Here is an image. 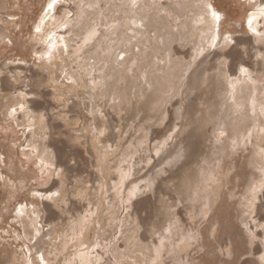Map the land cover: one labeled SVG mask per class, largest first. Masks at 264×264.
I'll return each mask as SVG.
<instances>
[{
  "label": "rangeland",
  "instance_id": "1",
  "mask_svg": "<svg viewBox=\"0 0 264 264\" xmlns=\"http://www.w3.org/2000/svg\"><path fill=\"white\" fill-rule=\"evenodd\" d=\"M237 1L0 0V79L10 76V84L14 86L16 84V88H20L17 91V97L26 98L27 101L35 95H24L21 91V88L31 91V87H27L26 75L19 74L21 79L17 81L10 72L11 68L14 69L19 63L25 65L24 62H29L34 65L31 68L35 67L34 73L37 74L38 70L42 73L38 65L45 63L53 67L54 71L51 74L55 77V80H52L49 73L48 78L43 81V75L40 79L38 74L39 78H36L37 75L33 73L35 78H32V85L39 81L36 89L40 86V90H44L50 96L37 98L41 102L37 109L38 113L31 114L28 120L34 123L35 120L42 119V126L48 125L49 136L34 127L30 126L26 129L23 124L18 125L19 115L24 117L25 112L17 103H12L7 111L4 105L6 100L12 98V94L4 93L3 84L0 82V264H14L15 259L18 260V264H42L48 259H53L52 264H65L67 257L71 258L73 255V257L78 255L75 261L76 264H81L80 252L93 250L92 247L97 249L105 243L104 240H98L99 234H103L100 229L105 225L111 230L116 228V231H111L113 235L111 247L108 246V249L107 245H104L107 252L111 250L109 252L111 255L108 253L105 257L107 260H104L102 264H121L122 262L123 264L137 262L146 264V258L142 256L144 252L147 254L144 248L136 249L132 245L133 251H129L127 256L122 255L125 253V242L119 239L125 222L135 223V231H133L135 234L131 232L133 239L129 240L128 244L135 239L141 241L145 231L142 222L147 223V227L149 223H154L146 235L148 243L154 249L152 259L148 260L150 264H223L224 261L228 264H252L251 262L264 264V214L258 216V206L264 203V199L261 198L264 192V151L260 148L264 147V108L258 105L259 103L264 105V88L258 94L254 91L252 98L250 97L251 100L247 103L251 115H255L253 110L255 106L261 113L256 121H250V123L240 121L244 120L245 111H247L244 105L241 106L243 102L232 108L231 111L235 112L232 115L234 118L231 116L233 124L241 122V129L234 133L230 131L229 120H226L225 116L229 110L226 111L227 107L223 106L222 112H218L214 103L227 98L228 104L234 105L238 90L244 83L250 82L252 87L258 84L251 82L252 80L247 77L249 75L242 74L239 69L241 80L234 85L230 84L234 78H230L226 83L223 80L218 82L228 84V93L226 97L218 96L216 99V97L213 98L210 82L212 75L218 72L215 70L218 67L208 70L211 67L208 63L217 52H221L220 35L222 41L227 37V45H224L226 52H230L235 46L229 37L259 35L257 31L255 33L252 30L250 16L256 7L260 9L259 11L261 9L264 11V4H260L261 0H255L252 3L245 0H240L242 3ZM202 2L209 3L204 9L206 13H203L202 17L199 16L200 18L197 17L200 20L205 17L204 23L201 24L203 28H199L196 32L200 33L199 37L195 33L192 35L190 33L189 38H186L183 26L195 18L197 11H201L199 9L200 7L202 9L204 5ZM70 3L76 7L74 13L67 11L66 15L61 14L63 16L61 21H55L58 10L60 11L63 6H65L64 10L66 7L70 8ZM252 4L256 7L253 8ZM175 10L184 16L178 15ZM89 11L93 14L92 16L88 15ZM173 15L177 16L179 26L177 22L171 20ZM261 15L263 16L259 17V21L263 20L264 12ZM215 17V22L212 23L216 25L214 27L216 35L213 36L209 33V27L213 24L208 22L214 21ZM236 18H241V21H237ZM142 19L145 22H142ZM83 20H86L84 24ZM44 21L46 22L43 23ZM150 25L154 27L151 28ZM42 26L43 30H40ZM258 27L262 29L264 25L258 24ZM68 29L72 33L65 35L66 40L58 39V34L65 31L67 33ZM174 35L178 37L175 38ZM206 36H208L207 40H203ZM198 38L199 42H197ZM204 47L209 51L205 52ZM36 49H44V54L41 55ZM175 50L180 51L181 55ZM240 50V48L236 49V52ZM50 53L53 57H50ZM174 60L177 66L174 65ZM245 60L247 61L248 58L245 57ZM224 67L229 68L227 65ZM256 68L259 70L261 66L258 65ZM30 72L28 73L33 75ZM73 76L75 80L72 79ZM220 90L222 91V88ZM199 95L202 97H197ZM257 95L259 102L255 99ZM89 97L91 102L87 100ZM182 97L185 101L183 104H181ZM150 99H153L151 104ZM71 106L72 111L69 112ZM145 106L148 108L146 109ZM142 107L146 112H143ZM64 108L68 112L65 113ZM60 111H63L61 117L53 115ZM107 113L110 114L104 115ZM93 115H96L98 119L94 120ZM100 117L111 123L113 134L119 133V136L117 135L114 139H110L108 134H106L107 137L102 136L106 142L118 140L116 144H121L120 151L113 152L109 157L91 135L97 128ZM9 118H15L14 122ZM50 119L53 120L51 123L61 126L55 131L62 130L73 134L75 128L82 130L84 127L87 130L85 146H82L83 148L75 146L71 141L67 142L69 138L66 137L67 140L64 137L67 141L62 145L63 152L59 158L52 156L50 160H45L47 155L38 153V148L39 143L45 145L46 139L50 138ZM118 121H120L119 124ZM111 130H109L110 134ZM256 132L259 134L256 135ZM236 134L240 139L236 138ZM220 135L221 140H218ZM253 137H256L258 141L255 145L258 148V157L263 156L262 161L254 165L257 166L256 170L248 169L251 173L247 180H237L238 187H234L232 183L233 175L237 172L235 169L222 191L224 164L227 165L225 171L232 166L229 165L231 159L224 157L229 153L231 146L235 145L237 150L240 147L246 148L245 143L252 146ZM191 141L199 142L200 149L196 153L200 152L195 158L187 157L186 159V146H189ZM118 162L121 168L128 166L124 174L119 175L114 172L115 164ZM240 164L242 166L243 162ZM182 166H186L185 169L181 170ZM253 174H256L255 177ZM177 175H179L178 178H176ZM171 176L175 177L171 180ZM117 179L123 181L122 191L114 195L116 191L114 184ZM215 186L220 187L217 189ZM216 189L225 193L223 200L222 194L219 192L221 195H218ZM107 190L109 193L106 195ZM248 191L249 196L251 195L249 202L242 199V196L248 195L246 193ZM52 195L56 197L53 204L59 207H56L58 215L55 222L50 224L52 221L47 219L48 213L43 208V200L46 201ZM102 196L105 200L104 205L100 207ZM109 196L114 199V205L109 208L110 210L106 200ZM236 196L245 203V206L241 205L244 216L241 220L237 218V222L233 218L235 222H226L227 226L219 227L220 213L215 218L217 214L214 211L225 212L224 203L228 201L230 207ZM69 200L78 204L77 211L69 212L68 208H63ZM251 201L256 204L255 210L249 208ZM211 217L212 220L209 223ZM47 221L50 223H46ZM200 221L205 223L202 227L199 224ZM32 222L40 230H44L43 234H47L46 239L41 240L36 248L33 245L35 236L31 230ZM75 223H79V226L87 223L88 229H84L76 242L75 238L78 236L69 235L70 242L66 248V243H63V237H65L63 231L69 230L71 234V226ZM213 225H217L215 237L212 236ZM251 226L254 227L253 230ZM224 227L231 228L230 231H238L242 236L238 235L236 238L229 229ZM54 229H57L59 233L57 240L55 235H52ZM201 232L208 235L207 250L211 253L206 259L199 258L205 254V251H196V248L204 242ZM106 236H108L107 233ZM245 242L248 248L242 251ZM56 247L61 249L58 256L54 254L57 251ZM116 249L119 250L117 254ZM236 249L240 250L237 252ZM51 250H54L52 253L54 257L50 254ZM194 257L197 258L195 261H193Z\"/></svg>",
  "mask_w": 264,
  "mask_h": 264
},
{
  "label": "bare ground",
  "instance_id": "2",
  "mask_svg": "<svg viewBox=\"0 0 264 264\" xmlns=\"http://www.w3.org/2000/svg\"><path fill=\"white\" fill-rule=\"evenodd\" d=\"M99 1V0H98ZM133 1V0H132ZM173 1V0H172ZM195 1V0H194ZM200 1H202V0H200ZM204 1V0H203ZM207 1V0H206ZM246 2H250V3H252V2H254L255 0H245ZM93 3V5H94V1H92ZM96 2H97V0H96ZM209 2V1H208ZM236 2V1H235ZM99 3H101V2H99ZM99 3H96V5L98 4V5H100ZM147 3V2H146ZM203 3V2H202ZM210 3V2H209ZM209 3L208 4H204V5H202V9H201V7H200V9L199 10H201L200 12H198L197 11V13L195 14V18L193 19H191V22L189 23V24H187V25H184L183 27V30H184V36L187 38L188 36H189V34L191 33V35H192V33H195V34H197V36H198V34H200V33H196V32H198L199 30V28H203L202 26H201V24L202 23H204V20H205V17H203V18H201L202 20H200V19H198L197 17H202V14L203 13H206V10H204L205 8H207V5H209ZM234 3V2H233ZM237 3H242L240 0H238L237 1ZM172 4V3H171ZM193 4V3H192ZM260 4H264V0H261V3ZM70 8H67L66 7V9L64 10V8H65V6H63V8L59 11L58 10V13H57V18L55 19V21H61L62 19H63V16L61 15V14H65L66 15V13H68V12H73L74 13V10H75V5L73 6L71 3H70ZM88 5V4H87ZM187 5V4H186ZM191 5V4H190ZM90 6V5H89ZM127 6V5H126ZM133 6V5H132ZM169 6V5H168ZM242 6V5H241ZM252 6H253V8L254 7H256L254 4H252ZM94 7V6H93ZM101 7H102V5H101ZM113 7V6H112ZM186 7V6H185ZM194 7V6H193ZM199 7V6H198ZM261 7V6H260ZM187 8V7H186ZM252 8V7H251ZM68 9H70V10H68ZM81 9V8H80ZM94 9V8H93ZM95 9H97L96 8V6H95ZM99 9V8H98ZM210 9V8H209ZM264 9V8H263ZM188 10V9H187ZM202 10H204V11H202ZM208 10V9H207ZM260 10V9H259ZM258 9H257V7L254 9V11H253V13H252V15L250 16L251 17V19H250V24L252 25V27H253V32H255L256 33V31L259 33V35L258 34H256L255 36L253 35V36H250V37H247V36H232V37H229L231 40H232V42H234V47L231 49V51L229 52H226V47H224V45H227V37H225V39L222 41V38H221V35H220V46H219V49L221 50V52H217L216 54H215V56L213 57V59H212V61L211 62H209L208 63V65L210 64V66L212 67H210V68H208V70L209 71H211V70H213V67H218L217 69H215V70H217L218 72H216V73H214L213 75H212V78H211V85H210V89H211V91H212V93H213V98L214 97H216V99H217V97L218 96H220V97H226V95H227V93H228V84H226V85H224L223 83L222 84H219L218 82H220L221 80H223V82L224 83H226L227 82V80H230V78H234V79H232V81L230 82V84L231 85H234L237 81H240L241 80V76H240V74H239V69H240V71L242 72V74H245V75H249V76H247L249 79H251L252 81L251 82H254V83H256V84H258L257 86H255V87H252L249 83H244L241 87H240V89L238 90V96H237V99H236V102H235V104L234 105H229L228 104V102L226 101V99L225 100H222L221 102H216V103H214V106H216V108H217V111L218 112H222V109H221V107H223V106H225V107H227V110L226 111H228L229 110V112L227 113L226 112V114H225V116H226V120H229V124H228V126L230 127V131H233L234 133H237L238 131H239V129H241V122H239L238 120H237V122H239V123H236V125L235 124H233V116L232 115H234V113L231 111L232 110V108L233 107H235V105L236 104H240V103H242L243 102V104L241 105V106H245L246 108H247V111H245V115H246V117L245 118H243L244 120H240L239 118V120L240 121H249V123H250V121H256V119L257 118H259L258 116H260L259 114H261L259 111H257V107L255 106L254 107V112H255V115L253 116V115H251V112H249V110H248V108H249V106L247 105V103H248V101L249 100H251L250 99V97L252 98V94H253V92L254 91H256L257 92V94L262 90V88H264V86L263 87H261V85H264V33H262L263 32V30H264V27L262 28V29H259V27H258V24L259 25H261V24H263L264 25V18H263V20H261V21H259V17L260 16H263V15H261L262 14V12H264L262 9H261V11H259ZM68 11V12H67ZM86 11H87V9H86ZM85 11V12H86ZM96 11V10H95ZM211 11V10H210ZM220 11V10H219ZM233 11V10H232ZM175 12L178 14V15H181V16H184V15H182V14H180L177 10H175ZM182 12V11H181ZM193 12H194V10H193ZM252 12V11H251ZM211 13V12H210ZM215 13V12H214ZM217 14L219 13V12H216ZM250 13V12H249ZM87 14V13H86ZM185 14V13H184ZM216 14V15H217ZM232 14V13H231ZM88 15L89 16H92L93 14L91 13V11H89L88 12ZM172 15V14H171ZM194 15V14H193ZM211 15V14H210ZM213 15V14H212ZM86 16V15H85ZM147 16V15H146ZM145 16V17H146ZM87 17V16H86ZM161 17H163V16H161ZM180 17V16H179ZM199 17V18H200ZM218 17V16H217ZM238 17V16H237ZM150 18V17H149ZM149 18H147L148 20H149ZM154 18V17H153ZM243 18V17H242ZM247 18V17H246ZM245 18V19H246ZM84 19V18H83ZM146 19V18H145ZM151 19V18H150ZM156 19L157 20H160V19H158L157 17H156ZM215 19H216V17L213 19L214 21H209L208 23L209 24H213L212 22H215ZM237 19V21H241V18H236ZM139 20V19H138ZM147 20V21H148ZM152 20V19H151ZM172 21L174 20L175 21V23L177 22V26H179V23H178V18H177V16H174L173 15V17H172V19H171ZM246 20H248V18L246 19ZM254 20V21H253ZM81 21V20H80ZM46 21H44L43 23H45ZM86 22V20L84 21L83 20V24ZM142 22H145L143 19H142ZM150 22V21H149ZM148 22V23H149ZM147 23V22H146ZM152 23V22H151ZM174 23V24H175ZM184 23V22H183ZM246 23V22H245ZM81 24V23H80ZM150 24V23H149ZM156 24H158V23H156ZM185 24V23H184ZM208 24V25H209ZM216 24V23H215ZM247 24H248V22H247ZM143 25H145V24H143ZM239 25V24H238ZM243 26H244V24H242ZM46 26V25H45ZM45 26H44V28H45ZM151 26V25H150ZM153 26V25H152ZM152 26H151V28H152ZM157 26H159V25H157ZM157 26H156V28H157ZM164 26V25H163ZM167 25H165V27H166ZM171 26V25H170ZM175 26H176V24H175ZM216 25H214L213 24V26L212 27H209V29H210V32L209 33H211L213 36H214V34L216 35V33H214V27H215ZM242 26V27H243ZM72 27V26H71ZM149 27V26H148ZM154 27V26H153ZM162 27V26H161ZM78 28V27H77ZM172 28V27H171ZM170 28V29H171ZM208 28V26L206 27V28H204L205 30ZM218 29V28H217ZM216 29V30H217ZM40 30H43V26L40 28ZM198 30V31H197ZM215 30V31H216ZM255 30V31H254ZM170 31V30H169ZM66 32V31H65ZM62 33V34H58V39H61L62 38V40H66V38H65V35H67V34H70V33H72V32H70L69 31V29H68V31H67V33ZM69 32V33H68ZM244 32V31H243ZM61 33V32H60ZM171 33V32H170ZM244 33H246V32H244ZM234 34V33H233ZM169 35V34H168ZM171 35V34H170ZM127 36V35H126ZM175 36V35H174ZM177 37H178V35H176ZM176 36H175V38H176ZM197 36L195 37V38H197ZM129 37V36H128ZM171 37V36H170ZM194 37V36H193ZM199 37V36H198ZM224 37V36H223ZM189 38V37H188ZM195 38H194V40H195ZM207 38H208V36H206L203 40H207ZM210 38V37H209ZM229 38H228V40H229ZM129 39L131 40V38L129 37ZM170 39V38H169ZM172 39H174V38H172ZM211 39H212V37H211ZM127 40H128V38H127ZM145 40V39H144ZM143 40V41H144ZM177 40V39H176ZM51 41V40H50ZM169 41H171V40H169ZM173 41H175V40H173ZM192 41V40H191ZM57 42V41H56ZM67 42V41H66ZM131 42V41H130ZM197 42H199V38H198V40H197ZM208 42V41H207ZM172 44H173V42H171ZM144 44V43H143ZM146 44V43H145ZM144 44V45H145ZM148 44H149V42H148ZM190 44V43H189ZM195 44V43H194ZM199 44V43H198ZM207 44V43H206ZM57 45H58V43H57ZM174 45V44H173ZM185 45V44H184ZM209 45V44H208ZM182 46H183V44H182ZM223 46V47H222ZM141 47V46H140ZM139 47V48H140ZM143 47V46H142ZM141 47V48H142ZM165 47V46H164ZM136 48V47H135ZM138 48V47H137ZM140 48V49H141ZM162 48V47H161ZM169 48V47H168ZM212 48V47H211ZM241 49L240 50V52H236V49ZM59 49H61L60 47H59ZM166 49V48H165ZM176 50L178 49V48H175ZM200 49V48H199ZM210 49V48H209ZM38 52H40L41 53V55H43L44 54V52H43V50H40V49H36ZM136 50V49H135ZM138 50V49H137ZM175 50V51H176ZM203 50H205V52H207V51H209L206 47H204V49ZM60 51V50H59ZM189 51V50H188ZM48 53H49V51H47ZM168 52H170V50L168 51ZM176 52H179V54L181 55V52L180 51H176ZM198 52V51H197ZM241 52L243 53V54H241ZM189 53V52H188ZM201 53V52H200ZM199 53V54H200ZM215 53V52H214ZM55 55H56V53H54ZM176 54H178V53H176ZM53 54H51L50 53V57L52 56ZM180 55H176V56H180ZM182 55H183V52H182ZM187 55V54H186ZM242 55H244L245 57H247L248 58V60L246 61L245 60V57L244 56H242ZM188 56V55H187ZM186 56V57H187ZM203 55H201V57H202ZM209 56V55H208ZM53 57V56H52ZM189 57V56H188ZM191 57V56H190ZM177 58V57H176ZM208 58V57H207ZM195 60H196V58H195ZM221 60H223V62L221 61ZM175 64L174 65H176L177 63L175 62V60L173 61ZM237 62V64L235 65V63ZM125 63V62H124ZM123 63V64H124ZM159 63V62H158ZM24 64L25 65H23L22 63H19V64H17V67H15L14 69L13 68H11L10 70V72H12L13 74L12 75H14L16 78H15V80H17V81H19L20 79H21V77L19 76V74H21V73H24V75H26L25 77H26V81H27V87H31L30 89H31V91H25V90H22V88H21V91L23 92V94L25 95V94H34L35 95V97L34 98H31V99H29V100H27L26 101V98H18L17 97V91L20 89L19 87V89H17L16 88V84H15V86L12 84H10L11 82L9 81V79H10V76H8V77H6V78H1L0 79V82L3 84V90H4V93H11L12 94V98L10 99L9 98V100H6V102H5V105L4 106H6L7 107V111H8V109H10V105L13 103H17V104H19L20 106H22V108H23V112H25V116L23 117L22 115H19V117H18V125L20 126V125H24V126H26V129L27 128H29L30 126L33 128L34 127V129H36V130H40L43 134H47L48 136H49V131L47 132V127H48V125H45V126H42V123L41 122H43V120L42 119H37V120H35V122L34 123H31V122H29V120H28V118H29V116L31 115V114H34V112H35V114H36V112H37V109H38V106L39 105H41V102L37 99L38 97H41V96H46V95H49V94H46L45 93V91L44 90H40V86L38 87V89H36V86L38 85V82L36 81L35 82V84L34 85H32V78L35 76V75H39L40 76V79H41V75H43V78H44V80L43 81H45L46 80V78H48V74L50 73V75H49V77L51 76L52 77V80H55V77H54V74H51L52 73V71H54V69H53V67H51L50 65H48V64H45V63H42L41 65H38L40 68V70L42 71V73H40L39 72V70H38V73L37 74H35L34 73V69H35V67L33 68H31V66H34V65H32V64H29V62H24ZM122 64V65H123ZM181 64V63H180ZM121 65V64H120ZM172 65H173V63H172ZM178 65V64H177ZM176 65V66H177ZM219 65V66H218ZM228 66L229 68H227V69H225V67L224 66ZM258 65H260L261 66V68L258 70L257 68H256V66H258ZM68 66V65H67ZM207 67V66H206ZM38 68V67H37ZM173 68H175V66H173ZM182 68V67H181ZM219 69V70H218ZM160 70V69H159ZM173 70V69H172ZM203 70H205V68H203ZM207 70V69H206ZM14 71V72H13ZM32 73H31V72ZM28 72H30L31 74H33V75H30ZM136 73V72H135ZM170 73V72H169ZM166 74H167V72H166ZM38 75L37 76H35L36 78L38 77ZM170 75V74H169ZM177 75V74H176ZM72 76V75H71ZM175 76V75H174ZM183 76V75H182ZM13 77V76H12ZM34 77V78H35ZM50 77V78H51ZM14 78V77H13ZM23 78V77H22ZM39 78V77H38ZM24 79V78H23ZM72 79L73 80H75V77L73 76L72 77ZM167 79V78H166ZM170 79V78H169ZM14 80V81H15ZM38 80V79H37ZM28 81H29V83H28ZM167 81V80H166ZM42 82V81H41ZM42 83H44V82H42ZM217 83L219 84V85H217ZM158 84V83H157ZM252 84V83H251ZM40 85V84H39ZM175 85V84H174ZM35 88H34V87ZM41 86H43L42 84H41ZM169 87V86H168ZM222 88V91L220 90ZM219 91H221V92H219ZM21 92V93H22ZM219 92V93H218ZM44 94V95H43ZM51 94H52V92H51ZM255 94V93H254ZM20 95V94H19ZM24 95L22 96V97H24ZM225 95V96H224ZM6 96V95H5ZM50 96V95H49ZM136 96V95H135ZM145 97V96H144ZM146 97H148V95L146 96ZM145 97V98H146ZM197 97H199V98H201L202 97V95H199V96H197ZM253 97H255V95H253ZM258 95H257V98H255L256 99V101L258 100ZM5 98V97H4ZM93 98V97H92ZM1 99V98H0ZM87 100L89 101V102H91V100H90V97L89 98H87ZM151 100H153V99H150V104H151ZM195 99H193V101H194ZM235 100V99H234ZM78 101L80 102L81 100H79V98H78ZM128 102V101H127ZM130 102V101H129ZM183 102H185L184 101V99H183V97H182V99H181V104H183ZM258 102H259V100H258ZM42 103H44V102H42ZM48 103V102H47ZM93 103L95 104V102H94V100H93ZM139 103V102H138ZM155 103V102H154ZM16 104V105H17ZM73 104H74V106H75V103L73 102ZM143 104V103H142ZM149 104V103H148ZM28 105V106H27ZM43 105V104H42ZM47 105V104H46ZM92 105V104H91ZM145 105V104H144ZM254 105H256V104H254ZM253 105V106H254ZM259 105V107H261L262 109L264 108V105H263V103H259L258 104ZM257 105V106H258ZM13 106V105H12ZM11 106V107H12ZM95 106V105H94ZM93 106V107H94ZM136 106V105H135ZM125 107V106H124ZM146 107V106H145ZM183 107V106H182ZM181 107V110H183V108ZM46 108V107H45ZM70 109H69V112H71L72 111V106L71 107H69ZM148 107H146V109H147ZM49 109V108H48ZM47 109V110H48ZM101 109V108H100ZM113 109V108H112ZM135 109H136V107H135ZM141 109V108H140ZM153 108H151V110H152ZM186 109V108H185ZM262 109H260V110H262ZM15 110V109H14ZM41 110V109H40ZM65 110V111H64ZM64 112L66 113V112H68L67 110H66V108H64ZM90 110V109H89ZM142 110H143V112H146V110L142 107ZM149 110V109H148ZM150 110V111H151ZM259 110V109H258ZM2 111V110H1ZM45 111V110H44ZM63 111H60V112H58V113H53V115L54 116H62L63 115ZM106 111V110H105ZM114 111V110H113ZM121 111V110H120ZM131 111V110H130ZM136 111V110H135ZM15 114H17V112L16 111H13ZM41 111H39V114L41 115V113H40ZM54 112V111H53ZM76 112V111H75ZM92 112V111H91ZM91 112H88L90 115H92V113ZM102 112H104V111H102ZM128 112V111H127ZM142 112V111H141ZM259 112V113H258ZM3 113H4V111H3ZM10 113V112H9ZM12 113V112H11ZM38 113V112H37ZM111 113V112H110ZM110 113H107V114H104V115H107L108 116V114H110ZM129 113V112H128ZM137 113V112H136ZM13 114V113H12ZM144 114V113H143ZM264 114V113H263ZM37 115V114H36ZM47 115H49V114H47ZM51 115V114H50ZM103 114L101 113V116H102ZM118 115V114H117ZM14 116V115H13ZM96 116V115H95ZM94 115H93V117L92 118H94V120H96V118H97V116L95 117ZM113 116H115V115H113ZM119 116V115H118ZM233 118H232V117ZM10 117H11V115H10ZM220 117V116H219ZM244 117V116H243ZM36 118V117H35ZM39 118H41V117H39ZM105 118V117H104ZM112 118V117H111ZM11 121H13L14 122V120H15V118H9ZM30 119V118H29ZM66 119V118H65ZM98 119V118H97ZM100 119H101V117H100ZM99 119V124H98V126H97V128L92 132V137L95 139V142H98L99 143V146L103 149V151H104V153L106 154V156L107 157H109V155H111V154H113V152H116V151H118L120 148H121V144H116V142L118 141V140H116L115 142L113 141L112 142V140H108L107 142H108V144H107V142H106V140H105V138H103L102 136H106V134H108V135H110V139H114V138H117V135L119 134V133H115L114 132V134H113V130H111V128L113 127L112 125H111V123L110 122H107L105 119H101L100 120ZM125 119V118H124ZM116 120V119H115ZM119 120V119H118ZM221 120V119H220ZM51 121H53L52 119H50L49 120V126H50V138H47L46 139V142H45V140H44V142H45V145L44 144H41V143H39L40 144V147L38 148V153H42L41 155H47V157L45 158V160H50L51 158H52V156H55L56 158H59V155L61 154V152H63L62 151V145L65 143V141H67L68 139L67 138H69V140L67 141V142H72L73 143V145H75V146H77L78 145V147H82V146H85L84 145V141H86L87 140V137H86V132H87V130L83 127L82 128V130H79V129H76L75 128V131H74V133L73 134H71V133H69V132H67V131H55V130H57V128H61V126H59V125H57L56 123H51ZM69 121V120H68ZM235 121V120H234ZM46 122V121H45ZM57 122V121H56ZM97 122V121H96ZM111 122H113V120L111 121ZM119 122L120 121H118V124H119ZM66 123H67V120H66ZM235 123V122H234ZM45 124H47V123H45ZM44 125V124H43ZM92 125V124H91ZM235 125V126H234ZM116 126V125H115ZM255 126H256V124H255ZM130 128V127H129ZM116 129V127L114 128V130ZM109 130H111V134L109 133ZM119 130V129H118ZM252 130V129H251ZM120 131V130H119ZM121 132V131H120ZM121 134V133H120ZM259 133L258 132H256V135H258ZM119 136V135H118ZM122 136V135H121ZM120 136V137H121ZM239 135L238 134H236V138L237 139H240V137H238ZM244 136V135H243ZM36 137V136H35ZM60 137V138H59ZM67 139V140H64L65 138ZM107 137V136H106ZM123 137V136H122ZM29 138V137H28ZM254 139L252 140V146H251V144H250V146H248V143H245V147L246 148H241L240 147V149L239 150H237V148L235 147V145L234 146H231V148H230V151H229V153L227 154V156H225L224 158H230L231 159V161H230V159H229V165H232L231 167H229L228 168V170L227 171H225V168H226V164H224V167H223V169H224V172H223V177H222V180H223V189L221 188V190L222 191H224V188H225V186L228 184V182H229V179H230V177H231V175H232V173L234 172V170L236 169L237 170V172L233 175V180H232V183H234V187L236 186V187H238V183H237V180H247V178H248V176L250 175L249 173H251V172H249V168H251V169H255L256 170V168H257V166H254L256 163H258V161H260L261 160V158H263V156L261 155V157H258V155L259 154H257L258 153V148L256 147V145L255 144H258L257 142V139H256V137H253ZM42 139V138H41ZM121 140H123V139H121ZM218 140H221V135L219 136V138H218ZM39 141V140H38ZM216 141V140H215ZM66 142V143H67ZM120 142V141H119ZM218 142V141H217ZM216 142V143H217ZM248 142V141H247ZM189 143V142H188ZM219 143V142H218ZM242 143H244V142H242ZM262 144V143H261ZM237 145H238V143H237ZM241 145V144H240ZM127 147V146H126ZM83 148V147H82ZM261 149H263V151H264V147H260ZM198 149H200L199 148V142L198 141H191L190 142V145L189 146H186V159H187V157H188V159H193V158H195L196 157V154L198 153V152H200V151H198L197 153H196V151L198 150ZM86 150V149H85ZM82 151V150H81ZM80 151V152H81ZM120 151V150H119ZM86 152V151H85ZM260 152V151H259ZM83 153V151L81 152V154ZM118 153V152H117ZM78 154H79V152H78ZM66 155V154H65ZM251 156V157H250ZM81 157V156H80ZM79 157V158H80ZM82 158V162H83V158H84V154H83V156L81 157ZM86 159H84V161H85ZM227 160V159H226ZM241 160V161H240ZM262 161V160H261ZM240 162H243V165L241 166V164H240ZM264 163V162H263ZM262 163V164H263ZM117 164V163H116ZM115 164V170H114V172H116V173H119V175L121 174V173H123L127 168H128V166H125V167H123V168H121V167H119L120 166V163L118 162V164L116 165ZM188 164V163H187ZM228 164V163H227ZM259 164V163H258ZM257 165V164H256ZM261 166V165H260ZM183 167V166H182ZM186 167V166H185ZM185 167H183L181 170H183V169H185ZM256 167V168H255ZM130 168V167H129ZM211 168V167H210ZM68 169H66V171H67ZM130 170V169H129ZM188 170V169H187ZM193 170V169H192ZM258 170V169H257ZM185 171V170H184ZM251 171V170H250ZM259 171V170H258ZM130 172V171H129ZM183 172V171H182ZM126 174H127V172H125ZM124 174V173H123ZM125 174V175H126ZM130 174V173H129ZM117 175V174H116ZM255 175L256 174H253V176L255 177ZM75 176V175H74ZM78 176H79V174H78ZM77 176V177H78ZM176 176V175H175ZM175 176H171V180H172V178H174ZM186 176V175H185ZM261 176V175H260ZM80 177V176H79ZM120 177V176H119ZM118 177V178H119ZM154 177V176H153ZM179 177V175H177V177L176 178H178ZM181 177V176H180ZM182 177H183V175H182ZM258 177V176H257ZM121 178H123V177H121ZM120 178V179H121ZM126 178H128V176L126 177ZM224 178V179H223ZM252 178V177H251ZM120 179H117L116 180V182H115V184H114V188L116 189V191H115V193H114V195H118L122 190V180H120ZM180 179V178H179ZM254 179V178H253ZM258 179V178H257ZM61 180H63V179H61ZM79 180V179H78ZM78 180H77V182H78ZM126 180V179H125ZM174 180V179H173ZM84 181V180H83ZM61 183V182H60ZM105 183V182H104ZM211 183V182H210ZM44 185V184H43ZM257 185V184H256ZM151 186V185H150ZM215 187H217V186H215ZM220 187V186H219ZM219 187H217V189L219 188ZM250 187V186H249ZM100 189V188H99ZM217 189H216V193H219L220 191H217ZM248 189V188H247ZM113 190V189H112ZM251 190V189H250ZM222 191L218 194V195H221V199L223 200L224 199V195H225V193L223 192L222 193ZM49 192V191H48ZM53 192H54V190H53ZM107 193H106V195L109 193L108 192V190L106 191ZM55 193V192H54ZM53 193V194H54ZM95 193V192H94ZM100 193V192H99ZM245 193V192H244ZM247 194L249 193V191L248 192H246ZM254 193L256 194V192L254 191ZM259 193V192H258ZM128 194V193H127ZM212 194V193H211ZM252 194V193H251ZM259 194H261V193H259ZM258 194V195H259ZM91 195V194H90ZM96 195V194H95ZM98 195V194H97ZM96 195V196H97ZM106 195H105V197H106ZM216 195V194H215ZM237 195V194H236ZM95 196V197H96ZM100 196V195H99ZM238 196V195H237ZM237 196H236V199L235 200H232L233 202H232V205L229 207V203H228V201H226L225 203H224V209L226 210L225 212L224 211H221V212H216V211H214L217 215L215 216V218H217V216H218V214L220 215V217L221 218H219L220 220V222H218V225H219V227L221 226V228L223 227V225H226V222L228 223V222H235V220L233 219V218H235L236 219V222H237V218H238V220H241V217H243L244 216V214H243V211L244 210H242V208H241V205L242 204H244V206H245V203H243L242 202V199H246V200H248V202L250 201V196H249V194L246 196V195H244V196H242L243 198L241 199V198H237ZM254 196V195H253ZM262 197L261 198H263L264 199V192L262 193V195H261ZM91 197H92V195H91ZM105 197H101L102 198V202H101V204H100V207H102L103 205H104V198ZM208 197V196H207ZM210 197H211V195H210ZM239 197V196H238ZM92 200L94 199V198H91ZM119 199V198H118ZM56 200V197L54 196V195H52L50 198H48L46 201H44L43 200V208H44V210L48 213V221H52L51 223L50 222H46V223H50V224H53L55 221L54 220H56V217H57V215H58V212L56 211V207H59V206H56V204L54 205L53 204V202ZM107 201H108V209L112 206V205H114L113 204V201H114V199H113V197H110L109 196V198L107 197V199H106ZM214 200V199H213ZM262 200V199H261ZM241 201V202H240ZM244 201V200H243ZM69 203L64 207L63 206V208H68V210H69V212L70 211H72V210H78V204H76L75 202H73V200H69L68 201ZM90 202H92V201H90ZM240 202V203H239ZM262 202V201H261ZM138 203V202H137ZM140 203V202H139ZM239 203V204H238ZM136 204V203H135ZM213 204V203H212ZM220 205V204H219ZM78 206V207H77ZM99 206V205H98ZM260 206V207H259ZM258 206V216H261L262 214H264V203L263 204H261V205H259ZM62 208V207H61ZM245 208V207H244ZM249 208H252V209H254L255 210V208H256V204L254 203V201H251L250 203H249ZM64 210V209H63ZM110 210V209H109ZM253 210V211H254ZM26 211V210H25ZM218 211H219V209H218ZM252 211V210H251ZM252 211V212H253ZM74 212V211H73ZM26 213L28 214V212L26 211ZM72 213V212H71ZM19 215V214H18ZM23 215V214H22ZM21 216V215H20ZM24 217H25V215H23ZM22 219H24L23 217H22ZM260 219V218H259ZM264 219V218H263ZM30 220H31V217H30ZM129 220V219H128ZM128 220H126V221H128ZM211 220H212V217H211V219H210V221H208L209 223L211 222ZM261 220H262V218H261ZM24 221H25V219H24ZM148 222V221H147ZM111 223V222H110ZM216 223V222H215ZM214 223V224H215ZM242 224L244 223V222H241ZM118 224V223H117ZM135 223L134 222H125L124 224H123V231L121 232V238L119 239V240H122V241H124L125 242V253H123L122 255H126L127 256V254H128V252L129 251H131L132 250V247L134 248V246L136 247V249L137 248H144L146 251H147V254H145V252L143 253V257H145L146 259H145V263L146 264H150V262L148 261L149 259H152V257H153V253H154V249H153V247L151 246V244L150 243H148V239H147V237H146V235H147V233L150 231V227L152 226H154V223H149V225H148V227L146 226V224L147 223H145V222H142V224L144 225L143 227H144V229H145V231H144V233L142 234V238H141V241H138V240H136L135 238V240L134 241H132V243L130 244H128L127 242L129 241V240H131V239H133L131 236H132V234H131V232H133V231H135V225H134ZM196 224V223H195ZM199 224H201V227L205 224H203L201 221L199 222ZM203 224V225H202ZM234 223H232V225H233ZM246 224V223H245ZM112 225V224H111ZM114 225V224H113ZM229 225V224H228ZM254 225H259V224H254ZM117 226V225H116ZM209 226V225H208ZM216 226L217 225H213L212 226V228L214 229L213 230V234H212V236H214L215 235V233H216ZM227 226V225H226ZM80 227H82V228H80ZM89 227V226H88ZM118 227V226H117ZM234 227H236L235 225H234ZM258 227V226H257ZM119 228V227H118ZM204 228V227H203ZM224 228H227V229H229L228 227H224ZM233 228V227H232ZM253 226H251V229L253 230ZM84 229L86 230V229H88L87 228V223H82L80 226H79V223H75V225H73V226H71V234H69V230H67V231H63V233H65V237H63V243H66V248H68V246H69V235L70 236H73V235H75V236H78L77 238H75V242L76 241H78L79 240V235L81 234V233H83V231H84ZM231 229V228H230ZM230 229H229V231H230ZM27 230H29V229H27ZM31 230H32V232H33V235L35 236L34 237V243H33V245L35 246V248L38 246V243L41 241V240H45L46 239V235L47 234H43V231L44 230H40L38 227H37V225H35L33 222H32V228H31ZM101 231L100 232H103V234H99V236H98V240H104V244L102 243L101 244V246H99L97 249H95L94 247H92L93 248V250H92V252H91V250H87V251H85V252H80V254H81V264H102L103 263V261L104 260H107L105 257H107L108 256V253L111 251H106V249L108 248V246L109 247H111V245H112V237H113V235H111V231H116V228L113 230V228H112V230H111V228L108 226L107 227V225H105V226H103V227H101V229H100ZM54 231V233H52V235H55V239L57 240L58 238H59V233H58V230L57 229H54L53 230ZM137 231V230H136ZM207 231V230H206ZM205 231V232H206ZM225 231H228V230H226L225 229ZM192 232V231H191ZM199 232V231H198ZM212 232V231H211ZM230 232H232L233 234H234V236H236V238H237V236L238 235H240V236H242L238 231H236V232H234V231H230ZM106 233L108 234V236H106L105 237V235H106ZM134 233V232H133ZM193 233V232H192ZM135 234V233H134ZM51 235V234H50ZM201 235H202V239L204 240V242H203V244H200L199 245V247L198 248H196V251L197 252H201V251H205V254H203L201 257H199V258H204V259H206L207 258V256L209 255V253H211V252H209L208 253V248H209V246H208V248H207V240H208V235H206L204 232H201ZM112 236V237H111ZM135 236V235H134ZM209 236H210V234H209ZM2 237V236H1ZM215 237V236H214ZM198 238V237H197ZM210 238H212L211 236H210ZM31 239V241L30 242H32V238H30ZM109 239H110V241H109ZM114 239V238H113ZM147 239V240H146ZM245 239V238H244ZM97 240V241H98ZM217 240V239H216ZM232 240V239H231ZM238 240V239H237ZM109 241V242H108ZM213 241V240H212ZM211 241V242H212ZM236 241V240H235ZM237 242V241H236ZM241 242V241H240ZM253 242V241H252ZM251 242V243H252ZM56 243V242H55ZM251 243H249L250 245H251ZM153 244H155V242L153 243ZM219 244V243H218ZM239 244V243H238ZM242 244V243H241ZM245 245H243V247H244V249L242 248V251L243 250H245V248L247 249L248 248V246H247V242H245L244 243ZM104 245L106 246L107 245V248L105 249V247H104ZM132 245H134V246H132ZM212 245V244H211ZM215 245V244H214ZM117 246V245H116ZM157 247V244L155 245V248ZM218 247V246H217ZM239 247H242V245L240 246L239 245ZM239 247H236L235 246V248H239ZM57 248V251L54 253V254H56V256H58V254H59V252L61 251V249L60 248H58V247H56ZM120 247H118V249H119ZM213 248V247H212ZM55 249V248H54ZM109 249V248H108ZM206 249V250H205ZM214 249V248H213ZM56 250V249H55ZM135 250V249H134ZM144 250V251H145ZM237 250V249H236ZM240 250V249H239ZM239 250H237V252L239 251ZM54 251V250H53ZM53 251L51 250L50 251V254H52L53 253ZM133 251V250H132ZM214 251V250H213ZM217 251V250H216ZM235 251V250H234ZM236 252V251H235ZM234 252V253H235ZM236 252V253H237ZM115 253L117 254V253H119V250H117L116 249V251H115ZM121 253V252H120ZM131 253V252H130ZM218 253H220V250H218ZM73 254V253H72ZM110 254V253H109ZM217 254V253H216ZM53 255V254H52ZM111 255V254H110ZM74 256V255H73ZM71 257V258H68L67 257V260H66V263L65 264H76V261H75V259H76V256H78V255H75V257ZM217 256H218V254H217ZM264 256V255H263ZM53 257H54V255H53ZM61 257V256H60ZM121 257H123V256H121ZM177 257H175V259H176ZM264 258V257H263ZM61 259V258H60ZM154 259V258H153ZM195 259H197L196 257H194V259H193V261H195ZM15 262H14V264H18V260H14ZM51 261H53V259H48V261L47 262H49V263H47V262H43L42 264H52L53 262H51ZM190 261V260H189ZM192 261V260H191ZM212 263V262H211ZM223 264H228V262H222ZM252 264H254L253 262H251ZM121 264H123V262L121 263ZM136 264H141V263H136ZM213 264V263H212ZM257 264H260V263H258L257 262Z\"/></svg>",
  "mask_w": 264,
  "mask_h": 264
}]
</instances>
